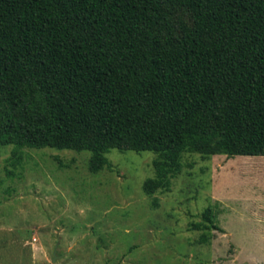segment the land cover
<instances>
[{"label":"trees","instance_id":"1","mask_svg":"<svg viewBox=\"0 0 264 264\" xmlns=\"http://www.w3.org/2000/svg\"><path fill=\"white\" fill-rule=\"evenodd\" d=\"M188 12L190 21L177 14ZM0 144L264 156V0H0ZM192 224L211 242L213 208Z\"/></svg>","mask_w":264,"mask_h":264},{"label":"rangeland","instance_id":"2","mask_svg":"<svg viewBox=\"0 0 264 264\" xmlns=\"http://www.w3.org/2000/svg\"><path fill=\"white\" fill-rule=\"evenodd\" d=\"M190 21L188 12L177 14ZM0 144V264H264V156L186 151L169 190L148 195L154 151ZM212 207L220 229L200 241Z\"/></svg>","mask_w":264,"mask_h":264}]
</instances>
